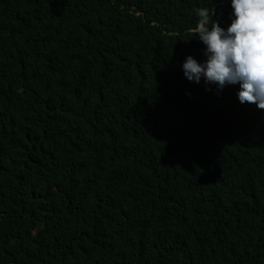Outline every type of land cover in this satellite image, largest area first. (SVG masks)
I'll list each match as a JSON object with an SVG mask.
<instances>
[{"label": "trees", "instance_id": "16d2710c", "mask_svg": "<svg viewBox=\"0 0 264 264\" xmlns=\"http://www.w3.org/2000/svg\"><path fill=\"white\" fill-rule=\"evenodd\" d=\"M229 0H0V264H264V109L189 81Z\"/></svg>", "mask_w": 264, "mask_h": 264}, {"label": "clouds", "instance_id": "9594fccd", "mask_svg": "<svg viewBox=\"0 0 264 264\" xmlns=\"http://www.w3.org/2000/svg\"><path fill=\"white\" fill-rule=\"evenodd\" d=\"M230 23L213 19L211 5L195 9L197 23L189 29L203 45V59L189 54L180 67L183 75L223 89L239 84L240 103L264 109V0H229Z\"/></svg>", "mask_w": 264, "mask_h": 264}]
</instances>
